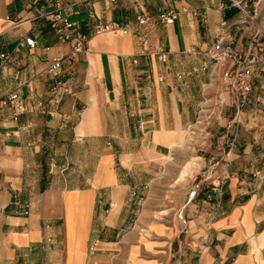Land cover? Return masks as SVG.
Masks as SVG:
<instances>
[{"label":"crops","instance_id":"crops-1","mask_svg":"<svg viewBox=\"0 0 264 264\" xmlns=\"http://www.w3.org/2000/svg\"><path fill=\"white\" fill-rule=\"evenodd\" d=\"M60 1L91 35L88 56L67 58L69 45L39 18L44 0H0V98L24 102L18 122L0 108V264H264V116L252 103L239 110L229 86L215 180L166 191L156 198L164 213L144 211L222 78L215 46L253 45L264 57V0ZM165 11L172 25L156 22ZM98 22L129 32L94 35ZM23 36L37 48L16 53ZM58 58L72 94L49 105ZM254 86L264 93V64Z\"/></svg>","mask_w":264,"mask_h":264},{"label":"built area","instance_id":"built-area-1","mask_svg":"<svg viewBox=\"0 0 264 264\" xmlns=\"http://www.w3.org/2000/svg\"><path fill=\"white\" fill-rule=\"evenodd\" d=\"M40 1L42 0H36V2ZM44 1L45 4L39 9V18L47 19L62 42L69 45L70 52L67 58L74 59L80 55L88 56L91 35L85 34L80 30L77 22L64 11L60 0ZM136 2L139 1L136 0ZM176 18V13L165 11L157 15L156 22L163 25H172ZM149 21L150 19L147 16L138 18V23L142 26L146 25ZM108 32L128 34L129 30L117 23L104 24L102 22H98L93 29L94 35ZM37 46V42L33 37L23 36L19 40L15 52L20 53L22 49L35 50ZM46 50L49 51L50 49L47 48ZM210 57L217 65L223 66L222 79L227 86L231 87L239 110H243L252 103L256 111L264 116V93L256 90L254 86L255 66L257 64L263 65L264 57L255 52L253 45L246 52H243L237 47L224 44V42H219L215 46L214 53L210 54ZM2 59L4 68H7L12 62L11 56L8 54H3ZM162 61L166 62L164 56L162 57ZM62 62L63 58L54 60L49 69V72L56 78L47 101L49 105H58L62 97L72 94L70 85L59 78ZM23 104V98L18 92H13L6 97L0 98V108L10 110L14 122H18L20 119L24 111ZM259 174L256 173L255 176ZM222 179L225 181L226 177ZM149 188L150 186H148ZM196 188H199V186L197 185ZM195 194L196 190L193 191L192 196H195ZM146 199L147 197H141L139 202L144 204ZM13 205L22 209L23 215L29 216L31 206L28 202H21L18 197H15Z\"/></svg>","mask_w":264,"mask_h":264},{"label":"rangeland","instance_id":"rangeland-1","mask_svg":"<svg viewBox=\"0 0 264 264\" xmlns=\"http://www.w3.org/2000/svg\"><path fill=\"white\" fill-rule=\"evenodd\" d=\"M222 95L226 97L224 103H221ZM230 104H232V98L228 95L227 85L222 78L219 82L215 81L207 86L205 102L198 120L185 132L186 143L183 148L176 150L172 161L168 163V174L164 172L153 186L150 199L144 206L145 212L159 210L164 213L167 210L166 206L162 204L159 206L161 202H158L156 198H165L166 191H175L177 188L188 186L189 183H194L193 186L196 187L201 182L215 180L214 173L210 170L211 166L217 163V160L213 158L219 146V138L227 132V126L233 119L234 108ZM181 174H184L185 179L182 180ZM160 201H163V204L166 203V200ZM150 203L153 204L152 210Z\"/></svg>","mask_w":264,"mask_h":264},{"label":"bare ground","instance_id":"bare-ground-1","mask_svg":"<svg viewBox=\"0 0 264 264\" xmlns=\"http://www.w3.org/2000/svg\"><path fill=\"white\" fill-rule=\"evenodd\" d=\"M180 177L182 178V180H183V179H185V176H184V174H181V176H180Z\"/></svg>","mask_w":264,"mask_h":264}]
</instances>
